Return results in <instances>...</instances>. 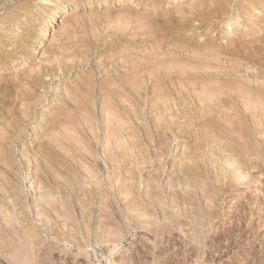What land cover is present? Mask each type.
Returning a JSON list of instances; mask_svg holds the SVG:
<instances>
[{
	"label": "rangeland",
	"instance_id": "374dc122",
	"mask_svg": "<svg viewBox=\"0 0 264 264\" xmlns=\"http://www.w3.org/2000/svg\"><path fill=\"white\" fill-rule=\"evenodd\" d=\"M263 102L264 0H0V264H264Z\"/></svg>",
	"mask_w": 264,
	"mask_h": 264
},
{
	"label": "bare ground",
	"instance_id": "6f19581e",
	"mask_svg": "<svg viewBox=\"0 0 264 264\" xmlns=\"http://www.w3.org/2000/svg\"><path fill=\"white\" fill-rule=\"evenodd\" d=\"M63 13L64 12H62L61 14H58L57 13V15H55V16H53L54 17V19L55 20H57V19H60L61 18V16L63 15ZM66 13V12H65ZM58 15H60V16H58ZM53 19V18H52ZM230 23V22H229ZM50 25V24H49ZM47 27V26H46ZM229 27V26H228ZM233 27V26H232ZM48 28V27H47ZM230 28V27H229ZM228 31V30H227ZM6 67V66H5ZM206 80V79H205ZM113 85H115V84H113ZM244 88V87H243ZM245 89V88H244ZM203 92V91H202ZM252 92V91H251ZM253 93H254V91H253ZM256 94V93H255ZM258 94V93H257ZM208 95V94H207ZM260 94H258V96H259ZM262 95V94H261ZM261 95H260V98H261ZM107 97V96H106ZM207 97V96H206ZM263 97V96H262ZM107 99V98H106ZM109 99V98H108ZM107 99V100H108ZM239 99V98H238ZM85 100V99H84ZM261 100V99H260ZM264 103V102H263ZM196 108V107H195ZM254 110V109H253ZM232 111H235L234 109L232 110ZM235 114H236V112H235ZM216 115V114H215ZM237 119V118H236ZM239 127V126H238ZM220 128V127H219ZM129 150V149H128ZM129 159V158H128ZM31 173V172H30ZM32 176V175H31ZM28 177V176H27ZM25 180V179H24ZM29 181V180H28ZM94 181V180H93ZM98 183V182H97ZM28 187H29V185H28ZM31 188V187H30ZM98 188V187H97ZM22 190V189H21ZM112 190V189H111ZM22 193V192H21ZM106 194V193H105ZM102 198V197H101ZM51 203V202H50ZM2 203H0V205H1ZM5 204V203H4ZM9 205V204H8ZM3 206V205H2Z\"/></svg>",
	"mask_w": 264,
	"mask_h": 264
}]
</instances>
